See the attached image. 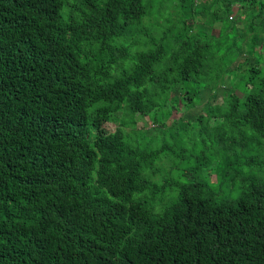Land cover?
Listing matches in <instances>:
<instances>
[{
	"label": "trees",
	"instance_id": "trees-1",
	"mask_svg": "<svg viewBox=\"0 0 264 264\" xmlns=\"http://www.w3.org/2000/svg\"><path fill=\"white\" fill-rule=\"evenodd\" d=\"M0 264H264V0H0Z\"/></svg>",
	"mask_w": 264,
	"mask_h": 264
},
{
	"label": "rangeland",
	"instance_id": "rangeland-1",
	"mask_svg": "<svg viewBox=\"0 0 264 264\" xmlns=\"http://www.w3.org/2000/svg\"><path fill=\"white\" fill-rule=\"evenodd\" d=\"M204 1H206V2H208V0H201V2L203 3ZM215 31H217V28L215 29ZM182 106V105H181ZM180 114V111H176L175 109L173 110V111H171V113H170V115L169 116H171V117H177L178 115ZM148 120L147 119H142V120H139L138 121V125H142L143 123H145V122H147ZM106 125H108V128H109V130H113L115 127H116V125H115V123H106ZM180 165H182L181 163H180ZM214 167H211L210 168V172H205V175H206V177H210L211 178V182H216V176H215V170L213 169Z\"/></svg>",
	"mask_w": 264,
	"mask_h": 264
}]
</instances>
